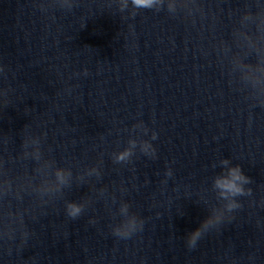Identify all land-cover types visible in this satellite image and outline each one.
<instances>
[{"label": "clouds", "instance_id": "clouds-1", "mask_svg": "<svg viewBox=\"0 0 264 264\" xmlns=\"http://www.w3.org/2000/svg\"><path fill=\"white\" fill-rule=\"evenodd\" d=\"M128 3H131L132 7L134 9H145V10H153L160 11L163 0H124V7H127ZM173 8L171 5H169V11H172ZM87 69L84 70V75H87ZM152 139H157V133H153ZM133 147L135 146V142H132ZM149 150H151V154H155V150L151 148V144L148 142H145L143 151L145 154H149ZM131 150H125L122 153H120L116 159L117 161H124L129 156H131ZM224 164H227L228 161H223ZM167 175H171V172L169 171ZM57 176L60 179L61 183L65 182L64 175L62 172H57ZM216 186L221 189L222 196H227L225 194L231 195L232 197L237 196H244V195H250L251 189H245L244 185H247L251 183V180L249 177L245 176L242 172L239 165L232 167L228 170V174L226 176H221L216 179L215 181ZM240 207L239 204L233 202L229 205V209H234ZM124 210H127V206H125ZM82 212V207L75 203H70L67 206V213L68 215L75 219L78 217ZM212 223L211 220L205 221L199 228L192 231L188 237H187V246L189 249H195L197 246L198 241L201 239V236L203 234V229H206L208 226H210ZM142 230L143 229V222L141 221L139 225H137V222L135 218H133L127 225L123 226L122 229H117L115 232V235L122 239H129L131 236L137 231V229Z\"/></svg>", "mask_w": 264, "mask_h": 264}]
</instances>
